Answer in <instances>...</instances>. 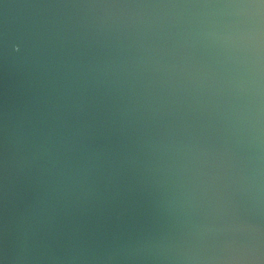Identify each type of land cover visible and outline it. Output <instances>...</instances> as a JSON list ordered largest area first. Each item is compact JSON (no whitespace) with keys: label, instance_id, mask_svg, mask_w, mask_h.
<instances>
[{"label":"water","instance_id":"95a60500","mask_svg":"<svg viewBox=\"0 0 264 264\" xmlns=\"http://www.w3.org/2000/svg\"><path fill=\"white\" fill-rule=\"evenodd\" d=\"M0 264H264V0H0Z\"/></svg>","mask_w":264,"mask_h":264}]
</instances>
